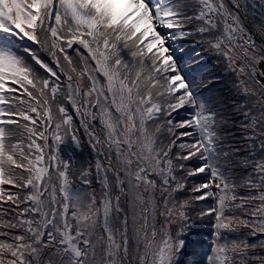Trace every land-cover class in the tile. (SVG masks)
I'll list each match as a JSON object with an SVG mask.
<instances>
[{
	"label": "snow or ice",
	"instance_id": "6c2138e0",
	"mask_svg": "<svg viewBox=\"0 0 264 264\" xmlns=\"http://www.w3.org/2000/svg\"><path fill=\"white\" fill-rule=\"evenodd\" d=\"M192 35L244 97L235 110L249 152L237 159L251 171L239 183L225 172L217 112L174 44ZM262 63L264 0H0V264H179L193 218L175 196L186 191L177 170L193 157L203 163L187 176L206 180L191 199L215 200L197 213L216 221L206 264H264L248 256L264 239L225 235L239 209L264 237ZM186 106L189 119H166ZM81 128L99 191L91 165L60 154L66 140L79 148Z\"/></svg>",
	"mask_w": 264,
	"mask_h": 264
},
{
	"label": "trees",
	"instance_id": "16d2710c",
	"mask_svg": "<svg viewBox=\"0 0 264 264\" xmlns=\"http://www.w3.org/2000/svg\"><path fill=\"white\" fill-rule=\"evenodd\" d=\"M255 39L259 42L261 36L257 34ZM199 40L200 37L192 35L183 39H177L174 44L181 49L180 55L185 60L183 70L191 73L190 78L200 84L199 90L203 98L208 101L217 112L220 124L218 131L221 134V150L230 153L228 157H223V160L229 162L225 165V172L231 179H235L237 183H239L244 174L251 171L250 168L242 167L241 160L237 159V157H246L249 152L247 147L248 142L242 137L243 129L241 128V121L244 120V117L235 110L237 104L242 101L244 97L238 95L234 88V82L236 81L235 75L227 69L221 58L209 50L206 45H202ZM33 47L36 46L33 45ZM38 55H40L46 63L55 67L52 65L51 58L48 56L47 52L40 51ZM259 67L262 69V64H260ZM191 111L192 110L186 106L185 108L173 112L172 115L166 117V119H172L174 121L186 120L191 117ZM70 114L76 119L74 113ZM76 123H79L78 119H76ZM184 130L185 129H177L178 132ZM78 135L80 139L79 148L73 145L70 140H66V142L60 146V154L62 158L65 159H68L71 155L77 169L81 167L87 168L91 165L92 175L90 178L93 181L92 186L99 191L100 185L96 181L95 170L97 153L91 147L89 137L84 133L82 128L79 130ZM163 137L166 138L165 142H167V139H171L166 132L163 133ZM184 139L191 140L192 137H186ZM234 149H240V151L237 152L234 151ZM173 151H177V149L174 148ZM99 158L102 161L104 160L103 156ZM180 163H184L187 166L183 172L177 170V175L183 176L185 179L186 191L175 193V196L180 201L185 199L190 200L192 206L189 209V214L193 218V227L185 236L186 244L179 257V264H206L205 253L209 251L213 241L212 237L214 236V230L212 231V227L215 225V220L207 216L200 218L197 213L214 206L215 200L213 197H208L202 201L191 199L199 195V193H194L192 191L193 186L204 182L206 176L205 174H197L188 177L187 172L194 169L198 164H202L203 161L193 157L188 161H180ZM236 191L243 195L247 189L238 187ZM237 203H239V200H237ZM234 211L235 215L240 217V219L234 220L233 226L239 225V227L235 232H225L228 238L232 237L230 240L244 241L248 239L252 243H259L261 239H264L259 233H257L255 237L250 235L249 233H251L252 229L246 228L240 224V220H251L252 217L250 215H246L239 209ZM173 228L175 229V226H173ZM251 250L253 251L250 253L251 256L255 255V253H259L261 250L262 255H264V248L258 247L257 249ZM248 256L250 257L249 254ZM235 264H241V261L236 260ZM247 264H259V262L249 259Z\"/></svg>",
	"mask_w": 264,
	"mask_h": 264
},
{
	"label": "rangeland",
	"instance_id": "374dc122",
	"mask_svg": "<svg viewBox=\"0 0 264 264\" xmlns=\"http://www.w3.org/2000/svg\"><path fill=\"white\" fill-rule=\"evenodd\" d=\"M261 69V68H260ZM261 70H264V63H262V69ZM213 191L215 192L216 191V189H213ZM238 219H240V217H238ZM215 223H216V221H215ZM214 230V233H215V231H216V229L214 228V225H213V227H212V231ZM232 238V237H231ZM231 238H229V239H231ZM215 239V236H213L212 237V240H214ZM244 241H246L247 243H249V244H251L252 242L251 241H249L248 239H246V240H244ZM258 248V247H257ZM257 248H254V249H257ZM251 252H253L251 249L248 251V254L250 255V257H251ZM255 254H259V255H262V250L259 252V253H255ZM236 260H240L239 258H237ZM249 259H247V261H248Z\"/></svg>",
	"mask_w": 264,
	"mask_h": 264
}]
</instances>
